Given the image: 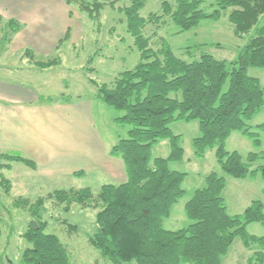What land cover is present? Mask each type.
<instances>
[{
  "label": "trees",
  "instance_id": "trees-1",
  "mask_svg": "<svg viewBox=\"0 0 264 264\" xmlns=\"http://www.w3.org/2000/svg\"><path fill=\"white\" fill-rule=\"evenodd\" d=\"M65 1L71 6L79 4L80 11L94 20H99L107 4L116 5L115 0ZM145 2L133 0L129 6L119 7L140 53L137 65L121 72L111 84L89 78L97 98L122 112L116 122L130 126L128 137L121 138L110 151L123 159L128 179L118 185L104 184L97 193L91 187L70 188L35 199H15L14 206L28 210L31 220L39 224L23 233L29 246L23 250L20 264H73L60 237L47 232L44 213L49 200L63 205L66 211L72 204H101L89 241L111 264H222L237 237L242 238L246 249L254 251L252 260L264 261V236L251 235L247 230L251 223L264 225V203L254 200L242 214H230L223 196L226 178L216 172L209 174L206 185L196 189L186 202L189 226L179 230L164 226L173 206L186 194L183 183L187 173L170 166L184 159L182 136L171 127L176 121H199L200 135L193 139L196 156L203 157L215 148L219 165L230 176L247 178L259 170L264 177V164L255 167L258 161H264V151L251 152L244 158L226 148L234 131L261 144L257 130L264 131V123L254 128L249 122L264 106V86L248 69L264 67V0H209L207 6L205 0H161V10L147 18L141 14ZM224 15L236 36L248 38L238 57L230 62L201 47H188L190 59L186 60L164 38L161 47L154 49L151 37L144 33L148 24L160 27L168 23L175 24L180 32L189 31L203 20H220ZM4 26L10 40L23 24L10 19ZM70 37L68 30L58 46ZM25 54L41 68L62 62L61 56L38 60L31 49ZM93 60L90 56L88 63ZM61 96L66 101L71 98ZM162 140H169L171 152L167 157H154L152 149ZM14 161L37 167L20 154H0V189L7 194L12 183L3 171ZM67 225L77 230V225Z\"/></svg>",
  "mask_w": 264,
  "mask_h": 264
},
{
  "label": "rangeland",
  "instance_id": "rangeland-1",
  "mask_svg": "<svg viewBox=\"0 0 264 264\" xmlns=\"http://www.w3.org/2000/svg\"><path fill=\"white\" fill-rule=\"evenodd\" d=\"M115 1V7L107 4L102 9L99 20H94L86 12L80 11L79 4L72 6L75 35L78 38L73 43L63 44L61 50L54 54L53 58L60 55L63 63L52 72L45 71L44 74L39 75L35 81L37 86L45 79L49 83L46 92L52 96H59L61 93L67 96L79 94L92 96L96 92V87L89 78H93L100 84H111L121 72L133 69L137 65L140 53L134 45V38L127 32L125 15L119 11V7L129 6L133 0ZM145 1V6L141 10L142 16L147 18L150 14L161 10V0ZM205 1L207 6L209 0ZM4 27V23L0 22L1 39L5 35ZM144 33L151 37L150 45L154 49L161 47V38H164L174 52L186 60L190 59L186 54L188 47L195 50L201 47L216 58L230 62L238 57L248 41L247 37L240 38L234 34L231 23L225 15L220 20H203L197 27L184 32H180V29L171 23L160 27L148 24ZM3 41L0 40L1 49ZM202 44L207 46L203 47ZM90 56L94 57L91 64L88 63ZM15 58L10 62L18 63V56ZM2 61L6 63V60ZM0 63L3 64L1 60ZM88 69L93 70L91 72ZM248 73L257 77L264 86V67H250ZM102 103L106 111L101 115L96 108V115L98 127L104 136L116 142L128 137L130 126L116 122V118L122 112ZM249 123L254 128L264 123V106ZM171 127L175 134L182 136L180 145L184 149V159L172 162L170 166L174 170L187 173V178L183 183L186 194L173 206L170 217L164 220L165 228L179 230L189 226L191 220L186 214L185 204L191 199L196 189L206 185V177L213 172L226 178L223 196L230 214H242L254 200L264 203L262 171L258 170L247 178H234L224 172L219 165L215 148L207 150L203 157L195 155L193 139L200 135L198 120L191 122L179 120L172 123ZM257 132L261 141L260 145H256L253 139L242 132L234 131L226 141V148L231 152H239L244 158L251 152L264 151V131L258 129ZM170 152L169 140L158 142L152 149L154 157H167ZM260 164H264V161H258L255 167ZM10 177L14 182L20 180V177L14 173H11ZM101 184L102 182L96 180L94 176L82 175V177L56 180L46 189L30 188L28 196L35 199L50 191L86 187H91L97 193ZM3 190L0 189V264H20L22 252L29 246L23 233L31 226L33 220L28 210L14 206V200L19 198L22 192L20 182L15 184L13 191L9 194ZM100 209L101 204L97 201H93L89 207L72 204L69 211H66L63 205H58L51 200L46 203L44 220L48 223L47 232L60 237L69 250L73 264H111L89 241V237L96 230V214ZM67 222L77 225V230H70ZM247 230L251 235L264 236V225L261 223H251ZM253 253V250L246 249L242 238L237 237L228 255L223 258L222 264H264V261L252 260Z\"/></svg>",
  "mask_w": 264,
  "mask_h": 264
},
{
  "label": "crops",
  "instance_id": "crops-1",
  "mask_svg": "<svg viewBox=\"0 0 264 264\" xmlns=\"http://www.w3.org/2000/svg\"><path fill=\"white\" fill-rule=\"evenodd\" d=\"M72 12L65 0H0L3 22L16 19L23 24L12 39L0 38L4 40L0 48V154H20L37 165L33 169L14 161L3 171L12 183L11 192L20 182V197L29 198L30 188L46 189L56 180L76 176H94L101 186L128 179L123 159L110 152L117 142L107 139L98 127L96 108L101 115L106 109L96 92L70 96L69 101L61 98L64 93L52 96L46 92L47 80L39 86L35 81L63 60L41 68L25 54L31 49L38 60L47 61L63 44L76 41ZM68 30L70 39L58 46ZM17 56L18 63L10 62ZM11 173L20 180L14 182Z\"/></svg>",
  "mask_w": 264,
  "mask_h": 264
},
{
  "label": "water",
  "instance_id": "water-1",
  "mask_svg": "<svg viewBox=\"0 0 264 264\" xmlns=\"http://www.w3.org/2000/svg\"><path fill=\"white\" fill-rule=\"evenodd\" d=\"M31 227L38 228L39 227L38 222L33 220L32 223H31Z\"/></svg>",
  "mask_w": 264,
  "mask_h": 264
}]
</instances>
